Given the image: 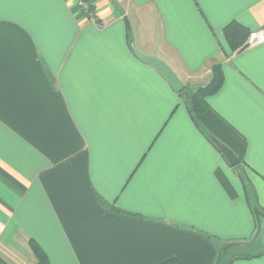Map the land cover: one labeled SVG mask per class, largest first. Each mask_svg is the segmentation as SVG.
Here are the masks:
<instances>
[{
  "label": "crops",
  "instance_id": "obj_1",
  "mask_svg": "<svg viewBox=\"0 0 264 264\" xmlns=\"http://www.w3.org/2000/svg\"><path fill=\"white\" fill-rule=\"evenodd\" d=\"M90 1L98 23L74 0H0V264H37L31 240L50 264H218L259 230L241 172L264 210V43L224 36L264 30V0ZM214 64L218 147L189 112Z\"/></svg>",
  "mask_w": 264,
  "mask_h": 264
},
{
  "label": "trees",
  "instance_id": "obj_2",
  "mask_svg": "<svg viewBox=\"0 0 264 264\" xmlns=\"http://www.w3.org/2000/svg\"><path fill=\"white\" fill-rule=\"evenodd\" d=\"M252 33L253 32L249 28H247L246 26H244L243 24L237 21L231 22L224 29L225 39L233 53L244 50L246 47L249 46V38ZM224 82H225V77L222 66L220 64H214L212 66V77L210 82L207 85L199 87L198 89L190 92L189 95V112L191 118L193 119L199 130L217 147L219 146V143H222V141L218 136V134H216L211 128H209L205 124L202 116L206 111L210 109L208 98L217 94L223 87ZM184 92L185 91H183L181 94H183ZM243 164L244 161L241 160V163L237 166V168L242 167ZM240 178L244 186L246 200L249 204V208L251 209V211L255 216L259 229V218L260 216H264V210L259 203L257 193L250 180H248L247 175L244 172L243 174L241 172ZM241 244L242 243L240 242L239 243L231 242L225 245L226 248L222 250L219 256V261L224 251H227L232 246L235 245L239 246ZM30 247L37 258V264H50L48 255L35 240L30 241ZM247 258H251V257H239L236 259H247ZM172 263H173L172 261H168V262H164L163 264H172Z\"/></svg>",
  "mask_w": 264,
  "mask_h": 264
},
{
  "label": "water",
  "instance_id": "obj_3",
  "mask_svg": "<svg viewBox=\"0 0 264 264\" xmlns=\"http://www.w3.org/2000/svg\"><path fill=\"white\" fill-rule=\"evenodd\" d=\"M142 62L153 67L160 74L167 84L175 91L181 93L185 89V85L181 82L174 70L163 60L156 56H146L138 54ZM222 153L228 160L231 167H237L241 160L238 156L226 146H222ZM264 254V216L259 218V230L251 242L244 245H235L224 251L218 264H231L234 259L239 257H258Z\"/></svg>",
  "mask_w": 264,
  "mask_h": 264
},
{
  "label": "built area",
  "instance_id": "obj_4",
  "mask_svg": "<svg viewBox=\"0 0 264 264\" xmlns=\"http://www.w3.org/2000/svg\"><path fill=\"white\" fill-rule=\"evenodd\" d=\"M87 21L98 23V18L90 0H74ZM264 43V30L256 31L249 38V45Z\"/></svg>",
  "mask_w": 264,
  "mask_h": 264
},
{
  "label": "rangeland",
  "instance_id": "obj_5",
  "mask_svg": "<svg viewBox=\"0 0 264 264\" xmlns=\"http://www.w3.org/2000/svg\"><path fill=\"white\" fill-rule=\"evenodd\" d=\"M258 45V44H257ZM184 100H185V97L183 96ZM238 169L239 172H241L242 170V167H238V168H235V170ZM240 178V177H239ZM246 196V195H245Z\"/></svg>",
  "mask_w": 264,
  "mask_h": 264
}]
</instances>
